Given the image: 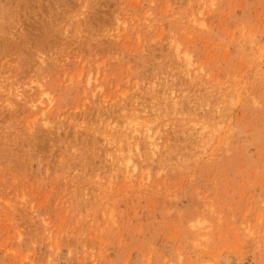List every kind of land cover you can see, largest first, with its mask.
Masks as SVG:
<instances>
[{
	"label": "rangeland",
	"instance_id": "rangeland-1",
	"mask_svg": "<svg viewBox=\"0 0 264 264\" xmlns=\"http://www.w3.org/2000/svg\"><path fill=\"white\" fill-rule=\"evenodd\" d=\"M0 264H264V0H0Z\"/></svg>",
	"mask_w": 264,
	"mask_h": 264
},
{
	"label": "bare ground",
	"instance_id": "bare-ground-1",
	"mask_svg": "<svg viewBox=\"0 0 264 264\" xmlns=\"http://www.w3.org/2000/svg\"><path fill=\"white\" fill-rule=\"evenodd\" d=\"M124 123H125V121H124ZM130 124H133V126H132L133 129L131 132H132V138L136 139V145H134L133 147H127V149H128L127 151H129V153H127L126 155L123 153L125 155V157L123 159L126 161V166L128 168H131V166H133V164H132L133 163L132 152L135 151L134 149H136V151L141 153L139 138L142 136V132H144L143 135L147 139L148 143L150 144L151 152L154 153L155 155H157V151L159 150V143L157 141V140H159V136H157V132H152L151 129L148 127H145V129L142 126L140 127L139 126L140 122H138V117L133 118ZM160 138H161V136H160ZM122 150L125 151L123 148H121V151Z\"/></svg>",
	"mask_w": 264,
	"mask_h": 264
}]
</instances>
